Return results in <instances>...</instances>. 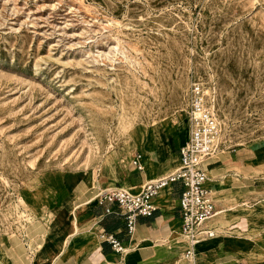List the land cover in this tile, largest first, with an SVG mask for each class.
Wrapping results in <instances>:
<instances>
[{
    "label": "rangeland",
    "instance_id": "rangeland-1",
    "mask_svg": "<svg viewBox=\"0 0 264 264\" xmlns=\"http://www.w3.org/2000/svg\"><path fill=\"white\" fill-rule=\"evenodd\" d=\"M194 82L220 149L242 161L227 177L244 192L225 193L223 181L213 191L225 202L211 225L239 215L198 245L197 259L264 264V0H0V264H30L40 237L34 264H52L49 245L80 235L67 241L99 192H139L136 151L147 181L173 171ZM166 258L143 264H173Z\"/></svg>",
    "mask_w": 264,
    "mask_h": 264
},
{
    "label": "crops",
    "instance_id": "crops-1",
    "mask_svg": "<svg viewBox=\"0 0 264 264\" xmlns=\"http://www.w3.org/2000/svg\"><path fill=\"white\" fill-rule=\"evenodd\" d=\"M178 147L175 148V154L171 157V160L166 163L165 170H170L175 165L178 166ZM235 152L236 149L233 151H230V148L222 149L220 152L211 156L203 163V167L208 176V181L206 180L207 183L205 182V187L211 191L216 212L219 208H221L222 201L225 202L224 200L217 198V194H213V191L216 192L222 189V181L224 182L223 187L225 193H230L231 195L233 194L236 198L238 197L236 195L237 193L241 195L238 198H241L244 195V192L239 190L237 186H233V180L235 177H233L232 175L231 180H229V178L227 177L228 173L231 170V165L242 163L240 159L236 158ZM231 153H234V155ZM214 162H217L216 166H208L209 163ZM244 162L246 163V161H243V163ZM144 164L146 166L145 161ZM209 171L214 177L216 175L218 177L210 179L208 175ZM231 171L235 172V167ZM136 173L138 174L132 177H130L129 174V177L133 184H143L149 179L148 175H146L144 171V167L142 171L136 170ZM127 187H129V183H127ZM130 189H135V187L130 186ZM180 191L181 186L178 183H172L163 188L160 191L162 193L159 192L160 194L158 193L154 198V204L156 206V210L154 211V213L148 217H138L136 220L135 229L132 234L127 233L123 218L115 215L104 214L103 207L97 205L96 202L95 204H90L88 206V210L83 212L79 217V229L77 226V220L76 218L74 219L73 234L68 236L67 241H70L74 236L76 237L79 231L80 235L78 234L79 236L77 235L78 237L76 239L74 238L75 240L73 239V241H71L67 246L61 244L60 238L53 239L52 243L49 245V251H51L52 253H58L55 256L52 264H126L125 262H128L132 258L134 259L131 260L130 264H143L149 259L153 258L154 260L156 257H167L165 263H168L167 259L169 257H174L172 259L173 264H184V261H187L184 257H182L185 245L181 242V237L179 234L181 225L179 214ZM230 203H238V200L227 201V205H230ZM239 205L241 207L243 206L241 204ZM77 208L78 206H75L72 209V215L75 214ZM236 216H233L230 219ZM230 219H228L227 221H229ZM227 221L224 222V225H221L224 226L223 228H225ZM207 225L214 228L216 232L218 230V227H221L219 224L211 225L210 223H207ZM176 227H178V230ZM98 229H100L101 231L104 230L106 232L113 233L118 238L122 246L125 248L124 258L122 257L123 253L114 251L109 243L101 240V238L99 239L97 235ZM176 230L178 232H176ZM64 234L65 232L63 233V236ZM40 242L41 237L38 244L32 251L30 264H34V261L37 258L34 252H36V250L38 249V245L40 244ZM181 243L183 244V250H181L179 252V255H177L178 250L176 244ZM258 245L255 244L253 247H256ZM208 257L209 256H202L199 262L196 255L194 264H202L205 260L208 259ZM217 260L227 261V263L225 264H239L240 261L244 259L233 257L232 254H226L222 258H219ZM188 263L190 264V262ZM149 264L162 263H160L159 261H153Z\"/></svg>",
    "mask_w": 264,
    "mask_h": 264
},
{
    "label": "built area",
    "instance_id": "built-area-1",
    "mask_svg": "<svg viewBox=\"0 0 264 264\" xmlns=\"http://www.w3.org/2000/svg\"><path fill=\"white\" fill-rule=\"evenodd\" d=\"M188 137L178 149V166L154 181L145 182L139 192H129L119 185L107 188L96 196L97 205L103 207L106 215L123 218L128 234H132L138 217L151 216L156 210L154 198L166 186L178 183L180 230L185 245L182 256L194 264L195 245L198 240L216 234L207 225L216 213L214 200L205 187L208 178L203 167L204 161L221 151L220 128L201 83L194 82L187 93ZM130 164L137 171L143 170L140 152H135ZM100 238L111 248L123 253L124 247L110 232L102 231Z\"/></svg>",
    "mask_w": 264,
    "mask_h": 264
},
{
    "label": "bare ground",
    "instance_id": "bare-ground-1",
    "mask_svg": "<svg viewBox=\"0 0 264 264\" xmlns=\"http://www.w3.org/2000/svg\"><path fill=\"white\" fill-rule=\"evenodd\" d=\"M140 154H141V162H142V164H143V167H144V171H145V164H144V161H145V163H146V158H145V156H144V154L143 153H141L140 152ZM118 160L119 159H117L116 161L118 162ZM149 181H154V180H149ZM207 181H208V178H207ZM148 182V181H147ZM207 183V182H206ZM122 188H124L122 185H120ZM124 189H126V188H124ZM127 191H129V192H133V193H135V191H131V190H128V189H126ZM211 192V191H210ZM160 193H162V192H160ZM159 193V194H160ZM223 211H219L218 212V210H217V212L214 214V216H212L209 220H208V222L207 223H210V221L216 216V215H219L220 213H222ZM75 215V214H74ZM211 238V237H210ZM206 239H208V238H203V239H200V240H198L197 241V243H196V245H195V258H196V255H197V248H198V245L201 243V242H203L204 240H206ZM124 251H125V248H124V250H123V253H124ZM128 251V250H127ZM194 258V259H195Z\"/></svg>",
    "mask_w": 264,
    "mask_h": 264
}]
</instances>
